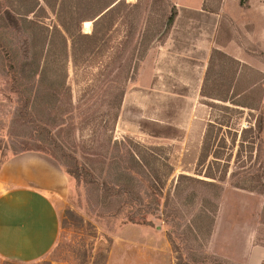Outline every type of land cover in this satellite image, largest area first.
<instances>
[{"label":"rangeland","instance_id":"obj_1","mask_svg":"<svg viewBox=\"0 0 264 264\" xmlns=\"http://www.w3.org/2000/svg\"><path fill=\"white\" fill-rule=\"evenodd\" d=\"M190 1L195 3L196 0ZM126 2L138 5L134 8L133 15L117 19L102 41L91 43L87 53L79 54L75 66L68 62L66 83L70 93L62 97L58 110L53 113L55 118L48 126L61 145L67 151L73 152L79 161L94 158L97 159L95 160L97 165L104 152L108 151L109 138L121 140L125 136H130L145 145L164 146L169 152V162L174 168L166 183V188L172 189L179 173L195 175L203 136L198 133L202 126L205 130L209 116L212 120H218L223 113L214 107L211 110L207 104L202 103L218 102L212 98L200 96L191 103L165 102L164 96L162 101L159 100L161 98H158L159 91L148 89L143 91L137 88L140 100L132 109L136 116L134 129L138 134L125 133L128 120L124 115L119 123L113 126L114 121L110 119L124 83L123 77L132 59L135 60L134 57L141 54V49L138 50L137 45L146 22L145 13L150 12V22L159 23L164 3L163 0ZM170 2L177 8L176 0ZM209 3L214 8L218 7V20L216 26H207L206 29L209 28L207 31L213 29L215 36L218 21L222 19L228 27L233 43L244 51V58L239 62L251 68L246 70V76L241 80L242 84L258 81V85L264 87L262 84L264 44L257 40L256 36L264 32V0H249L247 8L240 7L238 0H226L225 5L224 0L219 4L216 0H209ZM180 10L183 15L185 10ZM189 12L200 18V23L211 21L214 23L217 18L199 11ZM48 17L47 22L53 19L49 11ZM6 22L16 33L15 16L7 14L4 23ZM81 27L83 31L90 32L91 22L89 26L82 22ZM198 29L201 27L198 26ZM158 49L159 43L156 41L147 49L142 61L136 60L138 70L153 65ZM227 52L232 57L231 50ZM21 53L20 49L19 54ZM9 59L10 52L0 50V64L5 65L6 69L15 66ZM214 63L207 86L216 84L219 90H224L226 86L222 84L237 71V65L226 58L214 59ZM134 80L129 81L127 87L132 86ZM10 81V76L0 74V167L15 154L34 152L43 156L51 165L65 171L60 162L62 160L50 155L53 153L51 148L34 142L30 133L31 127L25 130L20 123L12 124L19 102L16 94L10 90ZM127 102L128 100L125 106ZM126 111H129V107L124 110V113L128 114ZM243 112L240 117H233V127H236L237 123L244 127L255 122L256 111H252V116L248 109H244ZM197 113L203 116L204 121L195 119ZM231 133L222 132V137L228 143L231 136L233 137L231 150L225 149L222 155L225 159L230 154L228 176L233 171L234 179H241L243 171L256 172L260 165L264 167V132L260 133L261 145L257 152L256 146L248 152L244 147L247 146L246 142L238 146L239 131L235 133L232 129ZM248 139L250 140V137L246 140ZM36 146L43 148L47 153L33 150L16 152L11 148L22 150ZM209 160H212V157L205 161V165ZM3 180L4 176L0 175V192L9 187ZM227 180L220 182V198L209 237L206 240L202 238L197 243L191 236L177 230V233L173 234L175 244L172 246L167 239V232L174 229L158 217L160 209L140 211L136 216L138 223L128 222L127 216L134 210H101L86 186L78 185L69 177L67 198L60 216V235L54 246L37 260L24 262L0 256V264H246L247 248L252 244L264 245V193L236 189L230 186ZM144 188L141 187V190ZM187 192L194 193L192 200L188 203L181 199L177 200L178 208L181 210V224L188 223L196 210L202 209V206L211 208L215 203L216 192L211 187L186 184L182 198ZM220 201L224 206L221 210ZM144 220H150L152 224L149 225Z\"/></svg>","mask_w":264,"mask_h":264},{"label":"trees","instance_id":"obj_2","mask_svg":"<svg viewBox=\"0 0 264 264\" xmlns=\"http://www.w3.org/2000/svg\"><path fill=\"white\" fill-rule=\"evenodd\" d=\"M216 1L219 4L222 0ZM163 2L159 23L150 22V12L145 13L146 22L137 45L141 54L139 57L135 56V60L132 59L133 62L131 61L123 77L124 83L110 119L114 121L113 126L118 118L128 82L134 80L137 74L136 60L142 61L147 49L156 41L159 46L162 45L172 28L177 8L170 0ZM248 4L249 0H238L240 7L247 8ZM135 7L138 5L126 0H0V50L10 52L9 60L15 64L10 69L0 64V74L10 76V90L16 94L19 102L12 124L20 123L25 130L31 127L30 133L34 142L52 149L53 153L50 155L62 160L60 162L65 173L78 185L86 186L101 210H134L128 214L127 221L138 223L136 216L140 211L160 209L158 217L174 229L167 232V239L172 246L175 244L173 234L177 230L191 236L198 243L202 238L206 240L212 231L220 198V182L228 179L230 186L236 189L264 193L263 165L256 172L243 171L241 179H234L233 171L228 176L230 154L225 159L222 158L223 151L230 149V144H233V137L231 136L228 143L222 137V132L232 134V129L235 133L239 131L238 146L246 142L247 146L244 147L248 152L254 146L257 152L261 145L260 133L264 132V87L258 85V81L242 84L246 70L251 68L224 51L223 47L231 40V36L222 19L216 27L215 45L209 53L200 96L218 100L213 104L204 101L202 103L207 104L211 110L213 107L217 108L223 114L218 120H212L209 116L202 136L195 175L179 173L173 188H166L167 180L174 171L169 162V152L164 146L145 145L130 136L121 140L109 138L108 151L104 152L98 165L94 158H86L81 162L73 152L67 151L61 145L49 128L62 97L70 93L66 83L68 62L75 66L79 54L87 53L91 43L102 41L117 19L132 16ZM201 9L218 13V7L214 8L209 0L202 1ZM48 11L53 16L49 22L46 21L49 18ZM7 14H13L17 20V35L13 27L8 26L7 22L4 23ZM82 22H91L90 32L82 30ZM220 58L231 60L238 68L222 84L226 86L224 90H219L216 84L207 86L215 65L214 59ZM69 104L72 105V102L69 101ZM244 109L250 111V116L253 115L252 111L257 112L255 122L251 124L246 120L249 123L246 126L242 127L237 123L233 127V117H240ZM106 122L107 120L104 123ZM248 137L250 140H246ZM11 148L16 152L33 150L47 153L39 146L22 150ZM209 157L212 160L205 165ZM186 184L211 187L216 192L215 203L211 208L202 206L188 223L181 224L182 216L177 200L188 203L194 197L193 192H187L182 198ZM143 186L145 188L141 190ZM144 221L152 224L150 220Z\"/></svg>","mask_w":264,"mask_h":264},{"label":"crops","instance_id":"obj_3","mask_svg":"<svg viewBox=\"0 0 264 264\" xmlns=\"http://www.w3.org/2000/svg\"><path fill=\"white\" fill-rule=\"evenodd\" d=\"M202 1L176 0V18L164 43L159 46L153 65L138 70L136 80L125 91L116 120L117 124L123 115L127 118L125 133L138 134L134 129L136 116L132 109L140 100L137 88L159 91V100L164 96L165 102L191 103L200 97L207 59L214 44L213 29L207 31L206 27L216 26L218 20L217 14L201 9ZM180 9L185 10L183 15ZM191 10L217 18L214 23H200V18L190 14ZM261 33L256 34L257 40L264 44V32ZM223 49L226 53L231 50L230 55L237 60L244 58V51L232 40ZM128 107V114H125ZM195 119L204 121L198 113ZM203 129L204 126L198 133L200 136ZM0 175L9 186L0 192V256L24 262L42 258L60 235V216L67 198L69 176L34 152L10 157L2 163ZM223 207L220 201L219 210ZM245 263L264 264V245H250L245 252Z\"/></svg>","mask_w":264,"mask_h":264},{"label":"bare ground","instance_id":"obj_4","mask_svg":"<svg viewBox=\"0 0 264 264\" xmlns=\"http://www.w3.org/2000/svg\"><path fill=\"white\" fill-rule=\"evenodd\" d=\"M85 25H88L89 26V23H85Z\"/></svg>","mask_w":264,"mask_h":264}]
</instances>
